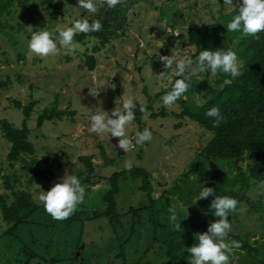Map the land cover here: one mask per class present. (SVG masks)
Instances as JSON below:
<instances>
[{"label":"rangeland","instance_id":"obj_1","mask_svg":"<svg viewBox=\"0 0 264 264\" xmlns=\"http://www.w3.org/2000/svg\"><path fill=\"white\" fill-rule=\"evenodd\" d=\"M50 1L52 6L46 7L44 0H14L0 15V80H6L5 87L0 88V119L19 127L23 115L13 102L24 106L31 101V111L25 119L26 138L33 145L31 157L39 161L38 167L55 172L60 182L65 175H76L86 195L74 221L54 220L36 199L54 184L40 180L28 184L27 174L19 169V164L10 165L7 160L8 143L0 137V198L8 204L13 191L24 190L40 206L28 218L40 225H20L7 235V225L0 220V264H49L50 258L56 260L54 264H120L121 258L116 257L119 250L125 264H168L157 243H151L153 235H169L181 243L176 255L178 264H190L187 249L198 243V234L206 232L195 229V225L219 219L210 207L201 206L205 199L195 203L210 181L208 162L199 153L211 134L186 116L173 115L181 111L179 100L171 109L163 105L165 92L183 77L166 69L159 57L174 51L195 61L189 31L219 22L242 0H233V5L224 4V0H124L114 9L98 4L99 11L94 15L80 8L78 0ZM74 19L99 20L108 41L99 45L96 38L93 42L88 37L77 42L83 52L66 54L61 50L46 59L30 53L27 43L31 33L27 26L35 32L52 31L71 26ZM169 29L178 30L179 36L169 35ZM85 55L93 57L92 70L84 64ZM217 78L211 71L191 76L193 81H204L213 89L221 86ZM96 85L103 86L99 95L92 97L89 86ZM208 96L206 88H199L180 99L195 107ZM128 97L137 100L134 113L138 118L127 126L128 137L135 143V133L149 128L153 139L131 152L117 154L107 134L98 136L90 131V117L97 112L111 115L115 107L122 108ZM139 104L146 107L147 118L140 112ZM43 108L64 114L37 127L36 116ZM97 144L105 158L99 155ZM83 155L89 156L93 164L89 183L78 160ZM127 160L147 173L150 199L139 189V178L125 176L118 180L114 195L118 222L112 225L105 216L90 217L94 209L104 206L101 196L108 187L106 177L124 169ZM245 163L215 161L219 184L236 190L235 171L245 170ZM4 176L9 188L3 185ZM244 195L254 208L245 201L238 202L236 211L229 214L231 232L245 236L252 246H264V189L260 184H250ZM172 205L176 207L180 231L174 230L168 218ZM128 208L140 210L132 216ZM149 217L157 227L151 226ZM132 222V236L126 240ZM31 254L35 257L31 258ZM260 256L255 254L254 259ZM248 258L245 251L234 249L230 262L257 264Z\"/></svg>","mask_w":264,"mask_h":264},{"label":"trees","instance_id":"obj_2","mask_svg":"<svg viewBox=\"0 0 264 264\" xmlns=\"http://www.w3.org/2000/svg\"><path fill=\"white\" fill-rule=\"evenodd\" d=\"M12 1L14 0H0V15L3 12H7ZM44 2L46 7L52 6L50 0H44ZM241 4L242 2H239L232 7L221 17L219 22L210 25H200L188 33L189 41L193 47V53L191 54L193 57L197 58L199 53L205 49L214 51L216 49L227 50L230 48L237 54L241 75L233 79L229 74L217 72V81L221 83L218 89L208 88L206 82L193 81L190 78L186 81L189 84L187 94L193 93L195 89L206 88L209 91V96L195 107L185 105L184 100L179 99L178 103L181 105V111L178 114H173L175 116H186L210 132L211 136L199 153L200 157L206 162L208 160L213 163L217 160L246 162L245 170L238 169L235 171L233 182L237 186L236 190L225 188L222 184H219V178L210 180L207 183L206 187L214 189V195L206 198L205 202L201 204V206L205 207H210L215 195H219L235 198L238 202L245 201L250 207L254 208L245 197L244 191L250 184H264V32L259 33V39L252 36H242L240 32H227L226 26L239 13L238 7ZM88 37H95L99 41V45H103L108 41L101 31L87 35L80 33L74 39L76 42H81ZM84 58L86 68L92 70L94 65L93 57L85 55ZM210 71V69L206 70L205 73L208 74ZM5 85L6 80H0V88L5 87ZM13 104L15 107L20 108L23 115L19 127H15L8 121L0 119V137L8 143V150L5 155L9 163L11 162L10 165L14 162L19 164V169L27 174L26 181L28 184L35 180H40L46 184L60 182V178L55 172L49 171L47 167H38L39 161L31 157L33 145L26 138L28 128L25 119L31 111L32 102L30 101L24 106H21L16 101ZM212 107H218L225 118L218 127H213V120L205 115ZM63 114L62 111L54 108H43L36 116L35 125L38 127L43 121H50L53 118L59 119ZM135 120L137 121L138 118ZM97 146L99 155L105 158L101 145L97 144ZM54 157L57 159V156ZM42 160L45 161L44 158ZM78 160L85 169V181L89 183L90 177H92L93 164L87 155L78 156ZM125 176L139 178V189L149 198L151 187L147 179L148 175L143 169L133 167L131 171L124 169L113 171L106 177L108 187L101 196V202L104 203V206H102V209H94L90 217L105 216L112 225L118 222L117 215L114 213V195L118 190V180ZM3 185L8 188L11 186L6 176H4ZM47 189L50 190L51 188L48 187ZM12 197V201L8 204L0 198V220L7 225L4 233L10 235L13 230L24 224L40 225L39 222L28 219L40 208V206L30 200L29 194L24 192V190L13 191ZM139 210V208H128L132 216L136 215ZM76 212L63 221H74L75 217L79 216L78 212ZM148 220L151 226L157 227L152 217H149ZM133 225L134 222L131 223L126 240L132 236ZM208 227L209 224L203 221L195 225V229L201 228L204 231H207ZM170 233L176 234V232ZM243 237L245 236L241 237L230 232L227 239L228 241H239L241 247L238 250L245 251L249 260H253L255 254L256 257L257 254L261 255L260 258L254 259V263L264 264V246H252ZM153 242L157 243V249L162 251L168 264H178V256L176 255L181 249V243L174 241L173 237L169 235H153L151 243ZM255 242L256 240H253L252 243ZM33 256V254L30 255L31 258ZM116 257L121 258L120 264H125L121 250L116 254ZM55 261L53 258L48 260L49 264H54ZM37 264L40 263L37 262Z\"/></svg>","mask_w":264,"mask_h":264},{"label":"clouds","instance_id":"obj_3","mask_svg":"<svg viewBox=\"0 0 264 264\" xmlns=\"http://www.w3.org/2000/svg\"><path fill=\"white\" fill-rule=\"evenodd\" d=\"M124 0H78V6L86 10L89 14H96L99 11L98 4L107 5L109 9H114ZM224 4L233 5V0H224ZM239 13L227 24V32H240L242 36H252L259 39V33L264 32V0H242L238 7ZM31 33L27 47L30 53L46 59L57 56L61 50L67 53H75L77 50L83 52L84 49L75 41L77 34L85 35L102 31L103 25L99 20L89 22L87 19H74L71 26L52 31L43 30L33 31L32 26H27ZM169 35L179 36L178 30H167ZM93 42L95 37H91ZM59 45V47H58ZM166 69L174 71L178 77L172 84V90L162 97L163 105L166 108H173L177 101L188 91L189 84L186 82L192 75H196L206 70H211L213 74L222 72L229 74L233 79L241 75L240 64L235 51L230 48L227 50L205 49L201 51L194 61L191 57L183 56L172 51L171 55H161L159 57ZM103 85L89 86V95L97 97ZM137 100L128 97L123 101L122 108L115 107L111 115L105 112H97L90 117V131L103 136L118 139L117 147L123 152L133 151L136 146H143L146 142L153 139L152 132L145 128L142 132L135 133V143L127 135V126L135 120L134 109L137 107ZM139 110L147 118L146 107L139 104ZM205 115L213 120V127H218L224 117L218 107L210 108ZM74 162V161H73ZM124 170L131 171L134 167L132 160L124 163ZM264 189V184L260 185ZM86 189L76 175H65L61 182L55 183L48 191L39 193L37 202L42 204L44 210L54 220L63 221L70 218L78 209V206L84 203ZM214 195V189L204 187L196 201L206 199ZM238 201L228 196L215 195L211 201L210 208L214 210V215L218 217L215 222L209 224L208 230L198 234V243L187 249L190 253V264H231L230 255L234 249L241 247V243L236 240L228 241L229 233L232 231V225L229 222V214L236 211ZM169 221L174 230L180 231V220L177 218L175 205L168 209Z\"/></svg>","mask_w":264,"mask_h":264},{"label":"water","instance_id":"obj_4","mask_svg":"<svg viewBox=\"0 0 264 264\" xmlns=\"http://www.w3.org/2000/svg\"><path fill=\"white\" fill-rule=\"evenodd\" d=\"M109 141L114 146L117 154L123 153V151L117 147L118 144L117 138L111 137V135H109ZM208 168H209V179L216 180L218 178L219 168L210 160H208Z\"/></svg>","mask_w":264,"mask_h":264}]
</instances>
